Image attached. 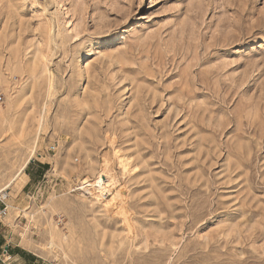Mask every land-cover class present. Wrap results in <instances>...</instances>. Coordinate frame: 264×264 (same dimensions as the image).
I'll return each mask as SVG.
<instances>
[{
    "label": "rangeland",
    "instance_id": "rangeland-1",
    "mask_svg": "<svg viewBox=\"0 0 264 264\" xmlns=\"http://www.w3.org/2000/svg\"><path fill=\"white\" fill-rule=\"evenodd\" d=\"M0 96L53 264H264V0H0Z\"/></svg>",
    "mask_w": 264,
    "mask_h": 264
},
{
    "label": "crops",
    "instance_id": "crops-1",
    "mask_svg": "<svg viewBox=\"0 0 264 264\" xmlns=\"http://www.w3.org/2000/svg\"><path fill=\"white\" fill-rule=\"evenodd\" d=\"M0 264H53L52 260L13 231L3 217L0 221Z\"/></svg>",
    "mask_w": 264,
    "mask_h": 264
},
{
    "label": "bare ground",
    "instance_id": "bare-ground-1",
    "mask_svg": "<svg viewBox=\"0 0 264 264\" xmlns=\"http://www.w3.org/2000/svg\"><path fill=\"white\" fill-rule=\"evenodd\" d=\"M44 64H46V63H44ZM46 67H47V65H46ZM45 67V68H46ZM48 70V69H47ZM47 70H46V72H47ZM48 73V72H47ZM39 74V73H38ZM37 74V75H38ZM39 76V75H38ZM48 80H49V78H47ZM47 79H46V81H47ZM50 81H51V79H50ZM49 81V82H50ZM49 82H48V85H50L49 84ZM47 85V86H48ZM52 85V84H51ZM50 87V86H49ZM48 87V88H49ZM47 90V89H46ZM47 91H49V90H47ZM51 91V90H50ZM35 139H36V137H35ZM37 140V139H36ZM35 145V144H34ZM34 148V147H33ZM31 154V153H30ZM31 156V155H30ZM29 160H30V157H29V159L28 160H26V162H25V164L23 165V167L29 162ZM120 160V159H119ZM124 160V159H123ZM122 162V165H123V168H125L126 167V164L124 163V161H121ZM20 172H21V169H20ZM17 175V174H16ZM15 177V176H14ZM13 179V178H12ZM102 180V179H101ZM101 180H100V178L99 179H97L96 181H93V182H87V180H85L84 182H83V184H86L85 186H90V187H92L93 189H96V188H98V189H100V190H102V182H101ZM112 180V179H111ZM12 181L13 180H11V179H9V183L7 184V186H6V189H7V187L12 183ZM109 181V180H108ZM106 182V181H105ZM82 183V182H81ZM107 184V183H106ZM113 185H114V183H113ZM5 186H4V189H5ZM84 186V185H83ZM82 186V187H83ZM96 186V187H95ZM3 188V187H2ZM2 188H0V189H2ZM90 191V190H89ZM103 191H105V189L103 190ZM101 193V192H100ZM5 194H7V193H5ZM97 196V195H96Z\"/></svg>",
    "mask_w": 264,
    "mask_h": 264
},
{
    "label": "built area",
    "instance_id": "built-area-1",
    "mask_svg": "<svg viewBox=\"0 0 264 264\" xmlns=\"http://www.w3.org/2000/svg\"><path fill=\"white\" fill-rule=\"evenodd\" d=\"M2 100V97L0 96V101ZM51 149H54V146H51ZM9 195L8 194H0V202L3 204V206L0 207V221L3 217L6 216V209H7V206L4 202V200L8 197Z\"/></svg>",
    "mask_w": 264,
    "mask_h": 264
}]
</instances>
